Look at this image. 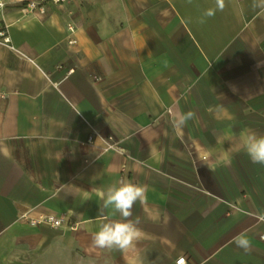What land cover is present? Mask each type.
<instances>
[{
	"label": "crops",
	"instance_id": "1",
	"mask_svg": "<svg viewBox=\"0 0 264 264\" xmlns=\"http://www.w3.org/2000/svg\"><path fill=\"white\" fill-rule=\"evenodd\" d=\"M7 1L0 264H264V165L239 147L242 130L264 134L259 0H225L203 23L215 0H75L43 20L20 15L27 0ZM117 182L147 188L128 250L93 244L100 225L123 219L103 208ZM22 214L63 215L75 228L30 227Z\"/></svg>",
	"mask_w": 264,
	"mask_h": 264
},
{
	"label": "clouds",
	"instance_id": "2",
	"mask_svg": "<svg viewBox=\"0 0 264 264\" xmlns=\"http://www.w3.org/2000/svg\"><path fill=\"white\" fill-rule=\"evenodd\" d=\"M253 6L264 7V0H259ZM224 7L225 0H215V7L206 9L200 22L203 23L204 18L214 16L217 10L223 11ZM194 117L195 113L192 111L180 114L173 120L174 130L182 129L187 124V121L194 119ZM226 141L230 142V138L227 136ZM239 147L246 152L253 164L264 165V134H259L253 130H242L239 134ZM230 150L231 146L227 150L224 149L226 152ZM210 151L205 150V154L202 156V164L206 165L210 171H214V168L208 163ZM224 163L227 164L230 161L225 159ZM146 193V186L132 182L114 183L102 193L103 208L112 207L123 219L119 222H108L100 225L99 230L93 237L95 247L128 250L134 246V241L140 237V231L136 223H133L129 218L132 216L134 204L137 201L141 204L144 203ZM101 212L102 209L99 208V213ZM235 242L237 246L245 250L250 248V242L246 238L237 237Z\"/></svg>",
	"mask_w": 264,
	"mask_h": 264
},
{
	"label": "built area",
	"instance_id": "3",
	"mask_svg": "<svg viewBox=\"0 0 264 264\" xmlns=\"http://www.w3.org/2000/svg\"><path fill=\"white\" fill-rule=\"evenodd\" d=\"M75 0H27L22 1L18 6V12L23 18H36L43 20L50 7H64L72 4ZM9 7L7 0H0V45L9 46V38L7 36V24L4 19L5 10ZM68 37L67 44L75 45L76 39L74 37V27L70 23H66ZM74 72V69H70L66 72L65 77L70 76ZM93 81H98L97 78H92ZM93 134L89 135L84 142H81V146H87L92 144ZM105 146L108 149L117 150L116 143L112 136L105 138ZM124 169V167H123ZM20 222L27 224L30 227L47 226L54 230L62 229H74L75 225L70 224V221L66 216L55 214H40L36 217H30L28 214H22L19 218ZM175 264H185V258L179 257Z\"/></svg>",
	"mask_w": 264,
	"mask_h": 264
}]
</instances>
